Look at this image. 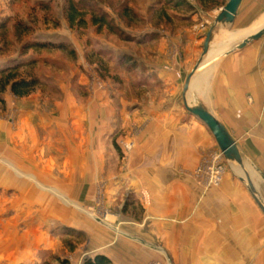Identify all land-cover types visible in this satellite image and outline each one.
<instances>
[{"label":"rangeland","instance_id":"374dc122","mask_svg":"<svg viewBox=\"0 0 264 264\" xmlns=\"http://www.w3.org/2000/svg\"><path fill=\"white\" fill-rule=\"evenodd\" d=\"M184 1L187 4L183 0L77 2L87 13H104L111 25L133 37V41H126L105 29L96 31L88 14L85 24L70 27L67 0H0V69L33 58L35 63L19 69L18 75H39L42 82L25 97L14 96L9 88L0 92V264H82L96 254H107L111 259L113 254L117 258L112 260L121 264L122 242L137 239L126 232L132 235L145 227V209L150 205L143 190L135 188L132 175L126 178L141 128L136 121H130L128 128L126 124L121 127L122 105L135 100L150 103L162 97L153 92L160 84L152 69L184 61L188 57L182 52L185 45L194 44L193 40L187 42L188 33L194 32L201 46L187 74L201 56L205 65L240 41L225 50L229 43L264 27V0H245L232 23L214 28L210 48L202 55L206 33L227 0ZM189 4L192 10L187 8ZM18 20L29 26L22 38L13 29ZM36 39L64 42L67 49H32L23 54L22 45ZM250 44L264 49V35ZM215 52L218 54L209 58V53ZM200 78L192 79V97L205 90L206 82ZM104 99L109 103L104 105ZM57 107L66 114L54 112ZM129 107L126 109L131 112V103ZM25 109H37L32 119L38 118L39 111H47L61 123L64 133L52 127L27 132ZM79 114L80 129L74 132L69 126ZM89 131L102 138L96 142L103 151V156L96 157L102 170L95 177L88 171L72 173V161L77 158L69 157L70 163L64 164L63 151L54 159L48 152L41 154L39 142L50 138L45 144L53 149L52 140L73 135H80L81 147L88 149ZM58 142L59 148H66L64 141ZM80 159L86 165L92 158ZM230 166L237 180L238 175L244 176L238 165ZM244 166L260 189L264 178L249 160L244 159ZM162 255L163 264H186L183 259L175 261L169 254Z\"/></svg>","mask_w":264,"mask_h":264},{"label":"crops","instance_id":"0c3cea01","mask_svg":"<svg viewBox=\"0 0 264 264\" xmlns=\"http://www.w3.org/2000/svg\"><path fill=\"white\" fill-rule=\"evenodd\" d=\"M193 35L194 32L187 35V42L193 40L194 44L183 47L182 52L188 56L184 61H174L168 66L160 64L152 69V76L160 84V89L153 90L155 94L161 93L159 100L150 103L135 100L122 105L121 127L126 124L128 128L130 121H136L141 128L135 138L137 147L130 155L126 178L129 180L128 175H132L135 188L143 190L144 198H150V205L145 209L148 214L143 219L145 227L137 228L132 235L126 232L127 236L137 239L122 242L121 264L161 262L162 254H169L175 261L183 259L186 264H264V215L244 184L234 177L230 164L218 185H205L195 173L201 159L218 146L204 123L184 109L185 75L201 46ZM248 45L211 59L192 77L207 73L200 78L206 82L203 94L192 97L189 92L191 101L200 102L225 126L243 159L249 160L264 178V49ZM102 102L106 105L109 100ZM130 103L133 108L128 112ZM58 110L66 114L62 107L54 112ZM91 112L89 107V116ZM36 113L37 109L24 110L27 132L34 134L48 127L63 132L61 123L47 111H39L40 118L32 119ZM80 120V114L73 116L69 129L78 132ZM66 138L51 139L53 149L45 144L50 138L43 144L39 142L41 154L48 152L54 159L63 151L64 164L70 163L69 157L77 158L72 161V173L88 171L95 177L102 170L96 161V157L103 156L96 144L102 138L89 131L88 149L81 147L80 135ZM58 141H64L66 148H59ZM80 157L92 159L85 165ZM261 186L264 189L262 183L256 189L264 198ZM115 258L112 254V259Z\"/></svg>","mask_w":264,"mask_h":264},{"label":"water","instance_id":"95a60500","mask_svg":"<svg viewBox=\"0 0 264 264\" xmlns=\"http://www.w3.org/2000/svg\"><path fill=\"white\" fill-rule=\"evenodd\" d=\"M242 1L243 0H227L225 5L221 8L220 12L217 14L208 32L206 33L205 40L203 42L202 55H205V53L208 50L214 28L219 25L223 26L232 23ZM263 35H264V27L255 34L243 38L240 42L236 43L233 46L232 50L225 51L224 55H227L233 51H236L238 49L247 46L251 42L262 37ZM201 60H202V56L195 65V67L191 70V72L187 74L184 80V85L182 90V100L184 107L189 113L199 118L208 128V130L214 137L218 149L221 151L225 161L229 164H236L240 167L244 176L238 175L237 176L238 179L244 184L247 191L252 196L255 203L258 205V207L264 214V199L258 193L250 174L248 173V171L244 166L243 155L237 143L231 137L230 133L225 128V126L212 113H210L200 102L197 101L193 102L190 99L189 90H190L191 79L197 72L201 71L206 65V64L205 65L202 64Z\"/></svg>","mask_w":264,"mask_h":264},{"label":"trees","instance_id":"16d2710c","mask_svg":"<svg viewBox=\"0 0 264 264\" xmlns=\"http://www.w3.org/2000/svg\"><path fill=\"white\" fill-rule=\"evenodd\" d=\"M79 1L80 0H76V1L67 0L66 17L70 27L85 24V22L87 21L86 15L88 14L90 25L94 26L96 28V31L100 32L101 30L105 29L111 34H115L116 36H118L121 40L133 41L132 40L133 37H131V35H129L126 32L124 33L122 31H119L118 28H115L113 25H111L109 20L105 18L104 13H101L100 16H97L93 10L92 11L90 10V12L87 13V10H85V8L77 5V2ZM183 2L184 4H187L186 1L183 0ZM187 6L189 10H192V5L189 4ZM13 29L16 32L18 31L20 36L21 33L24 32V30L27 33L29 32V26H27V24L22 20H18L14 24ZM121 33L123 34L122 35L123 37H120ZM150 35L152 36V34ZM22 49H24L25 51L23 52V54L27 53L28 50H32V49L33 50H39V49L66 50L67 44H65L64 42H53L49 40L36 39L35 41L33 40L31 42H25L22 45ZM35 61L36 60L33 58L15 61L13 62V64L1 68L0 92H3L7 90V88H9L10 92L16 97H25L29 95L38 85L42 83L40 80L41 78L39 75L20 76L18 75V70L26 66L33 65ZM63 264H67L66 261H64ZM82 264H114V263L107 256L103 254H96L94 257L85 258Z\"/></svg>","mask_w":264,"mask_h":264},{"label":"built area","instance_id":"2783aa9c","mask_svg":"<svg viewBox=\"0 0 264 264\" xmlns=\"http://www.w3.org/2000/svg\"><path fill=\"white\" fill-rule=\"evenodd\" d=\"M226 171V161L219 149L211 151L203 158L195 173L201 176L207 186L218 185Z\"/></svg>","mask_w":264,"mask_h":264},{"label":"bare ground","instance_id":"6f19581e","mask_svg":"<svg viewBox=\"0 0 264 264\" xmlns=\"http://www.w3.org/2000/svg\"><path fill=\"white\" fill-rule=\"evenodd\" d=\"M262 22H263V21H262ZM262 28H263V27H262ZM262 28H261V29H262ZM261 29H259V27H258V28H255L251 33L255 34L256 32H258V31L261 30ZM246 35H247V34H246ZM251 35H252V34H251ZM251 35H248V36H251ZM248 36H246V37H248ZM244 38H245V37H244ZM241 40H242V39L229 43V44L226 46V49H225V50H227V49L229 48L230 45H233V44H235L236 42L241 41ZM209 48H210V45H209ZM209 48H208V50H209ZM208 50H207V52H208ZM223 52H224V51H223ZM217 54H218V52H215V53H209V58H210V57H213V56H215V55H217ZM206 74H207V73H206ZM206 74H204L203 76H201V78H203ZM193 80H194V79H193ZM193 80H192L191 83H190V87H191V84H192Z\"/></svg>","mask_w":264,"mask_h":264}]
</instances>
